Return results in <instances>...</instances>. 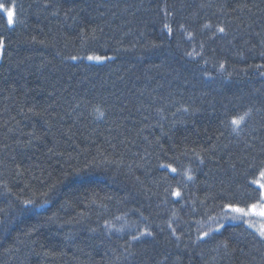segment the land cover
Masks as SVG:
<instances>
[{
	"label": "trees",
	"instance_id": "obj_1",
	"mask_svg": "<svg viewBox=\"0 0 264 264\" xmlns=\"http://www.w3.org/2000/svg\"><path fill=\"white\" fill-rule=\"evenodd\" d=\"M0 5V264H264V0Z\"/></svg>",
	"mask_w": 264,
	"mask_h": 264
},
{
	"label": "snow or ice",
	"instance_id": "obj_2",
	"mask_svg": "<svg viewBox=\"0 0 264 264\" xmlns=\"http://www.w3.org/2000/svg\"><path fill=\"white\" fill-rule=\"evenodd\" d=\"M14 22H15L14 16H13V14L11 12H9L7 14V23L9 25H12ZM164 27L167 28L169 32H171V28L167 24H165ZM205 27H209V25H205ZM218 31L219 32H224V28H219ZM2 48H3V41H0V49H2ZM87 58L89 60H97V61L105 59L104 57H99V56H89ZM71 59H76V57H71ZM247 115H248V113H244L243 115L239 116L238 118H233L232 121H231L232 125H234L236 128H239V126L245 120V118L247 117ZM167 167H171V166H167ZM171 170L173 172L176 171L175 168H171ZM259 176L262 179H264V171H261L259 173ZM254 183L259 184L261 188H264V183H261L260 180H256V181H254ZM179 194H180L179 192H176L175 193V195H177V196H179ZM262 198H264V197H262ZM24 203L25 204H31L32 201H25ZM229 207H231V206H229ZM256 208H257V205L256 204L251 205V210L253 212H255ZM233 211L247 214V213H245V209H242V208H234ZM259 215L264 216V209H262L259 212ZM259 234H260L261 237H264V230H261ZM142 235H143V233H142ZM149 235H150V233H149ZM205 235H207V233H205ZM133 239H137V237H133Z\"/></svg>",
	"mask_w": 264,
	"mask_h": 264
},
{
	"label": "rangeland",
	"instance_id": "obj_3",
	"mask_svg": "<svg viewBox=\"0 0 264 264\" xmlns=\"http://www.w3.org/2000/svg\"><path fill=\"white\" fill-rule=\"evenodd\" d=\"M0 10H2L4 13H5V16H6V18H7V14L9 13V12H11L12 14H13V16H14V9H13V7H9V8H7V7H5V6H2V5H0ZM262 178H259L258 180H260V182L261 183H264V179H262ZM257 186H259L260 187V185L259 184H256ZM261 188V187H260ZM263 189V188H262ZM262 209H264V202H262L261 203V205L259 206V207H257L256 208V210H255V212H253V211H250L251 212V214L252 213H255V214H253L254 216H256L257 215V222L261 225V227H263L264 228V216H262V215H259V212L262 210ZM249 215V214H248ZM248 225H250L251 227H252V225L248 222Z\"/></svg>",
	"mask_w": 264,
	"mask_h": 264
}]
</instances>
